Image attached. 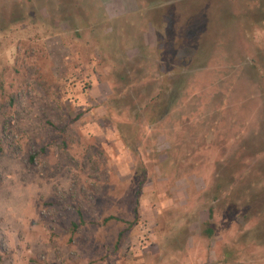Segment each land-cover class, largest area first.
I'll return each mask as SVG.
<instances>
[{
	"label": "rangeland",
	"instance_id": "rangeland-1",
	"mask_svg": "<svg viewBox=\"0 0 264 264\" xmlns=\"http://www.w3.org/2000/svg\"><path fill=\"white\" fill-rule=\"evenodd\" d=\"M0 264H264V0H0Z\"/></svg>",
	"mask_w": 264,
	"mask_h": 264
},
{
	"label": "trees",
	"instance_id": "trees-1",
	"mask_svg": "<svg viewBox=\"0 0 264 264\" xmlns=\"http://www.w3.org/2000/svg\"><path fill=\"white\" fill-rule=\"evenodd\" d=\"M135 215H138V210L137 209H135Z\"/></svg>",
	"mask_w": 264,
	"mask_h": 264
}]
</instances>
